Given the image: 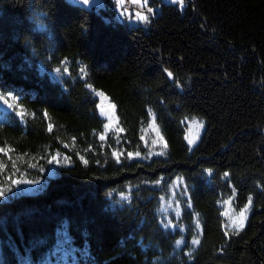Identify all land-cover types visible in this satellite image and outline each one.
<instances>
[{
  "label": "trees",
  "instance_id": "trees-1",
  "mask_svg": "<svg viewBox=\"0 0 264 264\" xmlns=\"http://www.w3.org/2000/svg\"><path fill=\"white\" fill-rule=\"evenodd\" d=\"M153 1L160 13L128 30L112 10L0 0V95L13 103L0 176L46 180L0 200V264H264V0ZM95 91L115 107L116 138L100 139ZM192 118L204 130L191 148ZM152 119L163 152L128 158L145 152ZM54 155L65 164L47 178ZM176 179L188 194L180 248L158 217ZM230 197L250 206L239 231L224 227Z\"/></svg>",
  "mask_w": 264,
  "mask_h": 264
},
{
  "label": "rangeland",
  "instance_id": "rangeland-1",
  "mask_svg": "<svg viewBox=\"0 0 264 264\" xmlns=\"http://www.w3.org/2000/svg\"><path fill=\"white\" fill-rule=\"evenodd\" d=\"M67 3L86 8L89 10H94L96 12H101L105 10L108 14L112 10L113 14L107 18V21L114 26H123L124 28L131 30L133 27L144 25L151 18H155L157 14L160 13V6L156 4L153 0H110L112 6H106L104 0H89L87 4L81 3V0H65ZM162 4L177 6L179 10H183L184 7L191 0H183V3H173L172 0H158ZM151 8L152 11L149 12L148 9ZM140 15L147 17V21H141L139 19ZM50 78L55 81H62L63 78L68 76L67 69L65 66L60 67L52 72L48 73ZM94 97L97 100V112L101 119L104 121V126L102 133L100 135L104 136L105 140L108 136L116 138L120 134V128L118 124V118L116 116L115 107L113 104L100 92H93ZM13 107V103L10 98L0 95V114L10 111ZM107 125V127H105ZM204 130V124L202 121L196 118H192L185 122V140L189 147H193L199 141L201 134ZM191 141V143H189ZM142 144L144 148L143 154H133L130 158L134 159H147L153 156H157L163 152L164 143L159 135L156 126L153 123V119L150 124L143 130L142 133ZM65 164V159L62 156L54 155L48 165V170L46 172V177H53L59 166ZM46 184L45 179H38L35 181L28 180L24 177H12L0 176V200L6 199L8 196L14 197L23 194H33L41 190ZM187 188L184 182L180 179H176L168 187L167 194L160 198L158 217L164 228H168L171 231L178 230L181 234L180 244L177 247L183 246L185 241L186 229L181 223L182 221V211L183 206L187 205ZM247 206V211L245 212V217L239 216L241 210L245 209ZM246 206L235 209L233 203V197H230L222 202V214L224 218V227L226 229H235L236 224H238L241 219L243 220V226L249 215L250 206ZM179 213V215H177ZM198 229V228H197ZM196 246L197 244H193Z\"/></svg>",
  "mask_w": 264,
  "mask_h": 264
},
{
  "label": "snow or ice",
  "instance_id": "snow-or-ice-1",
  "mask_svg": "<svg viewBox=\"0 0 264 264\" xmlns=\"http://www.w3.org/2000/svg\"><path fill=\"white\" fill-rule=\"evenodd\" d=\"M88 2H89V0H81V3H83V4H87ZM172 2L173 3H181L182 4L183 3V0H172ZM118 3H119V0H118ZM148 11L151 12L152 9L149 8ZM139 19L141 21H144V22L147 21V17L144 16V15H140L139 16ZM169 76H171V73H169ZM49 127L51 128V126H49ZM105 127H107V125ZM100 139L103 140L104 139V136H101ZM189 143H191V141H189ZM0 151H3V149H0ZM113 155H116V153H113ZM128 155H129L130 158L132 157V153H129ZM136 155H139V153H137ZM224 175L227 176L228 173H225ZM249 203H251V198L249 199ZM246 211H247V206L245 207V209L241 210V212L239 213V216L242 217V218H246L245 217V212ZM177 215H179V213H177ZM235 226H236V230L239 231V229L243 227V220L241 219V221L238 224H236ZM176 243L177 244H180L181 241H177ZM197 243H199V240H194L193 241V244H197Z\"/></svg>",
  "mask_w": 264,
  "mask_h": 264
}]
</instances>
